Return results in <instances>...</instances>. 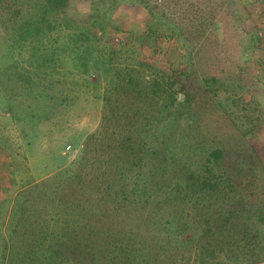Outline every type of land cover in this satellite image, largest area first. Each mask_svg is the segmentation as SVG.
<instances>
[{
	"label": "trees",
	"instance_id": "1",
	"mask_svg": "<svg viewBox=\"0 0 264 264\" xmlns=\"http://www.w3.org/2000/svg\"><path fill=\"white\" fill-rule=\"evenodd\" d=\"M69 4L0 0L5 41L25 46L62 33L58 19ZM65 38L43 56L49 62L43 76L13 63L0 74L1 89L17 96L24 82L23 95L34 101L29 118L36 126L49 121L79 99L49 82L70 50L78 70L88 72L93 60L95 69L115 72L104 118L75 162L0 199V264L264 263V155L256 144L264 104L258 97L216 77L197 85L169 80L155 62L118 68L97 41L78 33ZM221 91L235 94L230 101L237 111L216 100Z\"/></svg>",
	"mask_w": 264,
	"mask_h": 264
},
{
	"label": "rangeland",
	"instance_id": "2",
	"mask_svg": "<svg viewBox=\"0 0 264 264\" xmlns=\"http://www.w3.org/2000/svg\"><path fill=\"white\" fill-rule=\"evenodd\" d=\"M214 24L220 26V32L214 31ZM57 25L62 33L54 31L43 43L31 41L25 46H12L5 41L7 25L0 23V74L14 63L43 76L49 63L43 56L57 45L61 48L64 37L70 41L78 33L83 40L87 37L92 43L97 41L104 54L110 53L113 59L111 62L107 57V62L118 68L137 61L155 62L161 75L169 80L187 81L189 85L216 77L230 84L229 89L245 87L264 104V0H70ZM77 26L82 30H77ZM149 34L152 39L146 38ZM34 47L39 50L33 52ZM69 53L70 50L56 62L60 74L49 82L61 85L66 93L79 99L73 106L55 110L49 121L38 120V126L26 111L34 101L23 95L28 91L24 82H18L15 96L7 88L3 91L0 81L2 200L5 195L16 196L28 185L58 175L80 157L89 135L100 129L104 97L112 87L115 72L95 69L93 60L88 72L78 70ZM39 82L37 76L35 86ZM8 97L14 98L22 120H17L9 110ZM230 97L237 99L235 94L221 91L216 100L223 105L230 103L237 111ZM262 135L256 144L264 155ZM15 170L16 176L12 174Z\"/></svg>",
	"mask_w": 264,
	"mask_h": 264
},
{
	"label": "built area",
	"instance_id": "3",
	"mask_svg": "<svg viewBox=\"0 0 264 264\" xmlns=\"http://www.w3.org/2000/svg\"><path fill=\"white\" fill-rule=\"evenodd\" d=\"M71 147H69L68 149H70Z\"/></svg>",
	"mask_w": 264,
	"mask_h": 264
}]
</instances>
